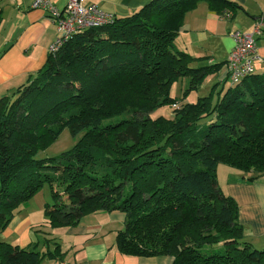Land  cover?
Masks as SVG:
<instances>
[{
	"label": "trees",
	"instance_id": "1",
	"mask_svg": "<svg viewBox=\"0 0 264 264\" xmlns=\"http://www.w3.org/2000/svg\"><path fill=\"white\" fill-rule=\"evenodd\" d=\"M205 1L224 14L232 0H151L129 16L69 38L28 80L0 97V235L48 183L52 228L96 211L122 212L117 248L126 255L174 258L172 264H264V248L244 240L239 205L224 193L218 166L264 174V72L175 108L226 62L181 51L186 14ZM214 92L217 95L214 96ZM82 134L59 155L39 158L61 133ZM50 241L47 240V243ZM61 245L39 250L0 240V264L61 260Z\"/></svg>",
	"mask_w": 264,
	"mask_h": 264
},
{
	"label": "crops",
	"instance_id": "2",
	"mask_svg": "<svg viewBox=\"0 0 264 264\" xmlns=\"http://www.w3.org/2000/svg\"><path fill=\"white\" fill-rule=\"evenodd\" d=\"M58 8L69 0H51ZM151 0H83L84 5L95 4L117 17H125L139 10ZM241 7L219 14L205 1L189 11L176 38L179 50L208 64L226 62L235 41L232 32H250L256 22L264 18V0H232ZM34 0H0V97L10 93L28 80L46 62L49 47L58 35L57 24L46 10L33 8ZM258 60L256 70L264 72V29L256 36ZM219 81L226 77L225 65L216 73ZM216 80V82H219ZM223 165V164H219ZM218 166V168H219ZM226 174L218 181L224 193L232 196L239 205V221L244 226V240L264 248V174L252 180L254 172H244L223 165ZM27 203L24 208H26ZM44 223V224H43ZM45 221H32L22 212L1 234L3 241L14 240L17 233L22 247L41 242V236L51 248L52 241L61 245V260L44 259L42 264H172L168 255H126L117 248V235L124 228L122 212L96 211L84 216L77 225L54 228L58 236L46 227ZM40 225L39 227H37ZM38 231V232H37ZM0 235V236H1ZM50 236V237H49ZM12 241V242H17ZM10 242V241H9ZM40 245V243H39ZM51 245V246H49ZM52 249V248H51Z\"/></svg>",
	"mask_w": 264,
	"mask_h": 264
},
{
	"label": "built area",
	"instance_id": "3",
	"mask_svg": "<svg viewBox=\"0 0 264 264\" xmlns=\"http://www.w3.org/2000/svg\"><path fill=\"white\" fill-rule=\"evenodd\" d=\"M32 7L46 10L57 24L58 35L49 47L50 54H55L73 35L88 28L112 23L117 17L95 4L84 5L83 0H69L63 8H58L51 0H34ZM263 29L264 18H260L252 31L232 32L235 45L226 60L225 69L226 76L234 85L256 72V61L259 58L256 36L261 35ZM173 107L179 108V104L176 103Z\"/></svg>",
	"mask_w": 264,
	"mask_h": 264
},
{
	"label": "rangeland",
	"instance_id": "4",
	"mask_svg": "<svg viewBox=\"0 0 264 264\" xmlns=\"http://www.w3.org/2000/svg\"><path fill=\"white\" fill-rule=\"evenodd\" d=\"M204 64H208L207 61L197 60L191 63L192 66H199V65H204ZM256 73H259V71L256 70ZM217 78L218 76L216 73L210 74L209 76L206 77L203 84L198 89L192 90L186 96H184L183 91L185 89L187 80L185 78H179L173 83L171 87V96L173 98H177L180 101L178 102L179 105L184 104V103L196 102L198 101L199 97L210 94L216 80L219 81V79ZM229 86H235L231 80H228L227 82H225V89H227ZM215 95H217L216 92H214V96ZM174 109L175 107H173L172 105L171 106L164 105L156 109L152 113L151 116L153 118H156L159 116H164L166 118H174L175 116ZM81 137H82V134L73 136L69 129H65L56 141H54L45 150H41L37 156L39 158H45V157L59 155L61 152L72 148L75 145V143L79 141ZM223 165H220L218 168V174L220 176V181L222 182L226 174V170ZM50 201H52L50 186L48 183H45L43 187L34 195V197L29 202H27V205H26L27 207L23 209L22 215L25 217L29 216L32 221H36V222H42V220H44L46 226L45 227L43 226L44 223L40 224L42 226L41 228L47 227L54 234V236H58L60 234V231H57V230L59 229L55 230L54 228L50 226L48 222V217L45 215V211H44L45 204ZM40 225H38L37 227H39ZM2 236L3 235L0 236V240H3ZM17 237H20L19 233H17L16 238L15 237L12 238L14 240H9L10 242L9 241L7 242L12 243V244H19L20 242L16 240ZM37 237H39L41 241L39 242L40 243L39 250H44V251L47 250L48 249V247L46 246L47 242L44 239H42L41 236H37ZM12 241H17V242H12ZM50 241L48 242V244L50 243ZM51 245L49 246H51V248H54L55 245L53 241ZM254 247L257 249H263L261 248L262 246L259 247L258 245L257 246L254 245Z\"/></svg>",
	"mask_w": 264,
	"mask_h": 264
}]
</instances>
